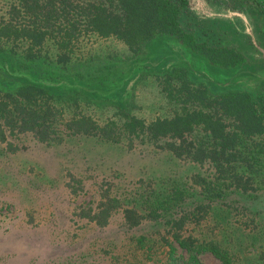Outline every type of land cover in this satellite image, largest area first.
<instances>
[{"label": "trees", "instance_id": "obj_1", "mask_svg": "<svg viewBox=\"0 0 264 264\" xmlns=\"http://www.w3.org/2000/svg\"><path fill=\"white\" fill-rule=\"evenodd\" d=\"M205 2L216 16L201 13L195 0H7L0 8V141L7 150L11 136L28 133L48 146L64 136L129 146L136 138L195 167L185 178H139L127 192L107 182L85 214L102 227L119 219L124 232L147 225L133 245L155 264H202L206 252L238 264L239 253L254 247L257 258L264 246V224L245 236L233 220L237 209L255 214L264 192V0ZM90 35L115 37L129 54L73 58ZM49 43L57 57L44 53ZM157 52L171 53L150 67ZM133 70L137 82L156 75L171 115L147 122L134 113L133 95L108 94ZM88 108H113L116 118L100 123ZM75 181L79 194L85 183ZM258 258L264 264V252Z\"/></svg>", "mask_w": 264, "mask_h": 264}, {"label": "rangeland", "instance_id": "obj_2", "mask_svg": "<svg viewBox=\"0 0 264 264\" xmlns=\"http://www.w3.org/2000/svg\"><path fill=\"white\" fill-rule=\"evenodd\" d=\"M6 1L0 0V8H5ZM195 3L204 15H217L205 0H195ZM0 12L3 10L0 9ZM234 14L240 15L249 26L243 14L230 12L226 16ZM247 31L252 33L250 27ZM84 38L80 47L70 53L73 58L102 53L129 54L128 47L115 37L90 35ZM45 48L50 51L45 54L57 57L58 52L51 43ZM258 50L264 55L263 48L258 46ZM168 53L171 52H157L154 59L148 61L149 66L157 67L164 58L162 54ZM172 54L174 58L182 55L181 52ZM133 72L108 94L115 100L133 95L138 105L134 113L147 122L171 115L174 107L164 98L156 75H147L137 82L134 74L138 71ZM197 76L199 80L202 78L199 74ZM221 89L217 86L214 90ZM114 111L113 108L87 109L100 123L114 120ZM10 141L13 147L8 150L6 143L0 141V264H134L136 261L155 264L153 259H146L142 251L133 245L136 236L143 233L147 225L124 232L119 219L115 218L102 227L85 218V214L91 201L95 200L94 205L98 203L99 193L104 189L102 185L107 182H118L122 185L120 191L124 189L127 192L139 178L149 179L153 174L162 173L185 178L195 167L136 138L133 146L125 140L109 142L85 135L64 136L62 143L51 146L40 143L30 133L11 136ZM75 180L85 183L83 191L78 189L79 194L72 189ZM263 193L262 190L255 214L239 209L235 212L233 220L236 225L237 221L244 225L240 234L253 235L263 229ZM155 229L150 227L145 230ZM254 249L249 247L248 252L252 253L247 256L239 253V263L253 264L257 259V263L261 264L262 260L258 257L264 252V246L256 249L257 258L254 257ZM178 255L187 258L181 248ZM200 260L202 264H221L210 252L201 254ZM183 261L180 258L178 263Z\"/></svg>", "mask_w": 264, "mask_h": 264}]
</instances>
